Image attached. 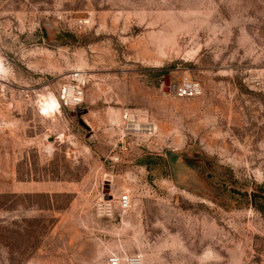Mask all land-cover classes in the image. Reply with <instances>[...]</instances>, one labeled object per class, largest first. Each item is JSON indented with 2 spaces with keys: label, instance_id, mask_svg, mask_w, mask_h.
Listing matches in <instances>:
<instances>
[{
  "label": "rangeland",
  "instance_id": "obj_1",
  "mask_svg": "<svg viewBox=\"0 0 264 264\" xmlns=\"http://www.w3.org/2000/svg\"><path fill=\"white\" fill-rule=\"evenodd\" d=\"M186 69L201 97L169 92ZM76 70L86 126L40 111ZM124 108L155 137L121 144ZM168 153L189 156L187 180ZM108 174L133 203L110 221L94 215ZM117 248L264 264V0H0V264H108Z\"/></svg>",
  "mask_w": 264,
  "mask_h": 264
},
{
  "label": "built area",
  "instance_id": "obj_2",
  "mask_svg": "<svg viewBox=\"0 0 264 264\" xmlns=\"http://www.w3.org/2000/svg\"><path fill=\"white\" fill-rule=\"evenodd\" d=\"M80 25L86 23V20H80ZM91 81L87 71L76 70L63 76L58 87L57 101L60 103V108L63 106L70 110L81 111L86 103V91ZM170 92L177 98L193 99L203 95L201 83L193 78L190 71L182 72L179 78H173L170 85ZM47 102V101H45ZM41 103L40 111L43 114H48L44 103ZM55 111H59L56 109ZM55 111L51 112L54 113ZM141 115L135 109L124 108L121 115L122 120V140L127 137L140 136L143 138H153L157 134V126L152 121H141ZM114 162H119V156L113 157ZM108 184H112L113 175L108 174L106 178ZM132 198L129 192L115 196L111 190L108 195L102 194L94 204V215L100 220H115L120 213L129 211L132 208ZM108 264H144V259L141 254H130L120 256L111 253L107 257Z\"/></svg>",
  "mask_w": 264,
  "mask_h": 264
},
{
  "label": "water",
  "instance_id": "obj_3",
  "mask_svg": "<svg viewBox=\"0 0 264 264\" xmlns=\"http://www.w3.org/2000/svg\"><path fill=\"white\" fill-rule=\"evenodd\" d=\"M170 79V76H167L166 78H165V80H164V83H165V85H167L168 84V80ZM169 92H170V88H169ZM84 113H86V112H84ZM82 114H83V112L82 111H77L76 113H73L71 116L74 118V120L76 121V122H78V123H80V124H82V125H84V126H86V124L84 123V121L81 119V116H82ZM168 155H169V160H170V163H171V168H172V171H173V176H174V178H175V180H176V183H177V180H178V178H180L179 177V175H178V169H177V166H176V163H177V161H178V159L179 158H181L182 156H184L183 154H176V153H174V154H172V153H168ZM177 171V172H176ZM175 173H177V175L175 174ZM180 186H183V185H181L180 183H178ZM106 191H104V193H105V195H108V193L110 192V184H106Z\"/></svg>",
  "mask_w": 264,
  "mask_h": 264
},
{
  "label": "crops",
  "instance_id": "obj_4",
  "mask_svg": "<svg viewBox=\"0 0 264 264\" xmlns=\"http://www.w3.org/2000/svg\"><path fill=\"white\" fill-rule=\"evenodd\" d=\"M177 71L175 72V74L179 75L180 72L178 70H180L179 68L176 69ZM178 78V77H177ZM87 95V94H86ZM134 109V108H132ZM136 110V109H135ZM137 111V110H136ZM138 112V111H137ZM122 115V114H121ZM120 141V140H119ZM184 156H182L181 158L178 159L177 163H176V166H177V169H178V175L181 179L185 178L186 180L189 178V173L191 171L190 169V162H189V156H186L185 154H183ZM148 160V159H147ZM148 162V161H147ZM149 163V162H148ZM171 165V163H170ZM120 215V212L119 214ZM111 253H115V254H118L120 256H125V255H130V254H127L126 252H121L117 249H113V251L110 252Z\"/></svg>",
  "mask_w": 264,
  "mask_h": 264
},
{
  "label": "bare ground",
  "instance_id": "obj_5",
  "mask_svg": "<svg viewBox=\"0 0 264 264\" xmlns=\"http://www.w3.org/2000/svg\"><path fill=\"white\" fill-rule=\"evenodd\" d=\"M58 104H60L59 102H57L56 104H54V103H52V102H45L44 103V109H46V112L47 113H51V112H53V111H55L56 109H58L59 108V106H58Z\"/></svg>",
  "mask_w": 264,
  "mask_h": 264
},
{
  "label": "trees",
  "instance_id": "obj_6",
  "mask_svg": "<svg viewBox=\"0 0 264 264\" xmlns=\"http://www.w3.org/2000/svg\"><path fill=\"white\" fill-rule=\"evenodd\" d=\"M66 37H67L68 39H70V40H74V38H75L74 34H73V33H70V32H67V33H66Z\"/></svg>",
  "mask_w": 264,
  "mask_h": 264
}]
</instances>
